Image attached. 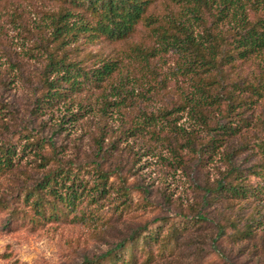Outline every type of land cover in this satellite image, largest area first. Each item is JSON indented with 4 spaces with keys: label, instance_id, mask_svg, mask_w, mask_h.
Segmentation results:
<instances>
[{
    "label": "rangeland",
    "instance_id": "obj_1",
    "mask_svg": "<svg viewBox=\"0 0 264 264\" xmlns=\"http://www.w3.org/2000/svg\"><path fill=\"white\" fill-rule=\"evenodd\" d=\"M68 6L63 0L0 3V150L9 146L23 148L28 143L33 148V143L40 142L44 146L41 154L51 163L46 168L40 167L42 160L35 155L36 149L27 150L15 170L0 179V200L10 203L11 208L24 206L23 191L34 187L49 171L63 168L78 169L81 177L93 183L90 170L100 163L104 171L114 173L110 180L116 187L124 183L133 189L136 205L146 199L152 207L145 209L139 219H127L125 223L114 220L111 226L97 228L69 223L35 229L23 224L5 229L10 215V209L6 210L0 213V264H83L87 259H96L129 234L128 226L136 229L149 222L156 227L161 221L155 219L165 217L176 222L189 219L195 225H189L176 251L158 256L151 264H264V215L255 238L247 242L237 244L230 243L227 237L217 238L219 227H227L240 212L249 215L258 207L264 213V206L249 201L240 209L215 198L210 204L205 202L208 190L225 177L228 167L222 155L204 153L203 144L210 137L207 131L203 132L207 129L197 131L192 149L186 148L188 137L170 130L162 132L163 140L150 135L131 136L129 132L142 121L144 114L157 116L161 111L182 105L183 94L192 90L189 78L178 71L176 54L155 57L145 69L133 62L134 66L125 68L123 77L114 84L105 83L100 89L86 90L67 102L38 109L39 100L47 92L44 79L49 55L59 56L64 52L57 51L59 43L53 39L50 23ZM179 10L166 0H161L156 8L163 16ZM143 35L144 32H139L129 43L84 44L82 41L67 49L68 57L87 59L93 52H100L127 60L132 44L152 46V40ZM93 61H86V65L94 66ZM241 71V77L249 72L248 79L253 78L252 69ZM234 76L231 74L214 92L229 91L228 82ZM114 87L128 101L120 112L104 114L105 98L115 99ZM227 104L226 100L222 111L227 109ZM85 111L88 112L83 116ZM239 111L237 118L250 117L255 126L236 143L247 149L235 157L233 164L243 169L262 165L264 154L256 145L264 140V99L253 110L243 107ZM171 117L187 130L198 127L188 111L176 112ZM212 117V126L227 121L225 113L218 110ZM248 181L260 183L254 176ZM100 203L106 210L115 205L110 199ZM227 231L233 232L229 228ZM218 250L225 253L230 263L219 256Z\"/></svg>",
    "mask_w": 264,
    "mask_h": 264
},
{
    "label": "trees",
    "instance_id": "obj_2",
    "mask_svg": "<svg viewBox=\"0 0 264 264\" xmlns=\"http://www.w3.org/2000/svg\"><path fill=\"white\" fill-rule=\"evenodd\" d=\"M63 1L69 6L56 18L53 17L50 24L53 26V39L59 43L57 51L64 52L59 56L58 53L49 55L44 79L47 92L39 100L38 109L67 102L86 90L100 89L105 83L114 84L115 80L123 77L125 68L134 66L133 62L145 69L151 59L174 53L178 71L189 78L192 90L183 94L182 105L161 111L157 116L144 114L142 121L129 129L131 136L150 135V138L163 140L162 132L170 130L178 136L188 137L186 148L192 149L198 138L197 131L207 129L203 132L207 131L210 137L203 144L204 153L222 155L228 167L225 177L217 182L214 189L208 190L205 202L210 204L214 198L222 199L242 209L247 202L253 201L263 207L264 164L243 169L233 164V160L247 149L236 143L255 126L250 117L237 118L239 109L253 110L264 99V0H166L180 10L164 16L156 12L161 0ZM139 32H144L143 36L151 39L153 44L151 47L141 43L129 45L131 51L126 54L127 60L100 52H93L87 59L68 57L67 49L73 44L82 41L84 44L100 41L129 43ZM92 59L94 66H87L86 61ZM242 68L252 69L250 74L253 78L248 79L249 72L241 77ZM231 74H235V78L228 82L231 89L214 92L215 87L222 86ZM114 88L112 94L115 99L108 101L105 98L104 114L120 112L128 101L126 97H120L119 88ZM226 100L227 109L222 111ZM215 110L225 113V123L218 121L212 126ZM185 111L194 118L198 127L192 126L187 130L172 121L173 114ZM32 145L35 147L30 148L28 143L23 148L9 146L0 150V179L15 170L27 150L36 149L35 155L42 160L40 167L46 168L51 164L41 154L44 146L40 142ZM256 146L264 154V140ZM179 162L181 164L182 159ZM113 174L104 171L100 163L90 170L93 183L71 167L49 171L34 187L23 191L24 206L11 208L10 203L0 200V213L10 209L4 228L12 229L24 224L35 229L48 224L69 223L97 228L111 226L114 220L115 223H125L127 219L141 218L143 211L150 209L152 204L145 199L136 205L133 189L124 183L116 187L110 180ZM251 176L259 178L260 183H250L248 179ZM108 199L115 205L106 210L100 202ZM138 211L142 213L138 214ZM263 215L258 207L249 215L240 212L227 227H219L217 238L227 237L230 243L237 244L247 242L255 238L256 231L261 228ZM159 220L161 222L156 227L149 222L136 229L128 226L129 234L96 259H87L83 264H151L158 256L176 251L189 225H195L189 219L176 222L165 217L155 219V222ZM228 228L233 232L228 233ZM218 251L219 256L227 260L225 253Z\"/></svg>",
    "mask_w": 264,
    "mask_h": 264
}]
</instances>
